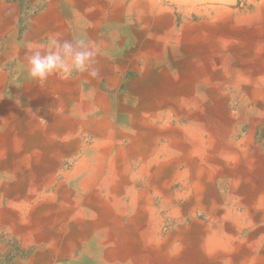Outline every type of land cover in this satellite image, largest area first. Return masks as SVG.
<instances>
[{"label": "crops", "instance_id": "crops-1", "mask_svg": "<svg viewBox=\"0 0 264 264\" xmlns=\"http://www.w3.org/2000/svg\"><path fill=\"white\" fill-rule=\"evenodd\" d=\"M263 1L248 2L242 12L230 6L228 11L219 9V3L208 4L211 8L204 11L183 0L143 2L151 17L150 31H118L119 37L124 35L116 43L125 48L133 36L144 40L151 34L120 58L123 68L146 73L128 83V94L112 97L121 78L108 63L113 58L96 47L110 2L83 1L87 19L98 20L84 36L102 59L93 65L98 75L54 73L57 84H50L52 74L42 84L28 73V46L50 49L54 40L73 39L69 22L80 18L62 19L68 3L77 0H48L46 6L33 0L28 15L32 32L23 42H14L12 23L5 29L12 36L3 59L16 54L20 60L19 93L16 101L10 100L22 101L26 141L24 157L0 161V234L50 244L31 260L39 264H171V255L183 252L184 240L170 234L188 223L173 218L172 212H192L197 188L205 192L213 186L224 199L230 197L223 205L243 212L246 184L260 179L258 172L246 171L264 160V123L258 122L264 107L252 103L264 101ZM10 5L17 6L19 19L20 3ZM125 7L117 3L116 19ZM104 76L111 78L107 91L99 88ZM256 87L258 96L252 92ZM171 163L179 165V174L173 175ZM257 197H264V191ZM247 226L242 239L252 229L264 228V221ZM262 234L246 242L260 255ZM76 251L81 259H74Z\"/></svg>", "mask_w": 264, "mask_h": 264}, {"label": "rangeland", "instance_id": "rangeland-1", "mask_svg": "<svg viewBox=\"0 0 264 264\" xmlns=\"http://www.w3.org/2000/svg\"><path fill=\"white\" fill-rule=\"evenodd\" d=\"M33 0H0V64L4 68V70L8 71L9 73V81L8 79L6 82H0V113L1 110L7 106L6 104H10V116L8 115V120L5 121V118L0 115V120L7 122L6 127L4 130H1L3 128L0 127V137L2 140L0 142L4 141L8 142V138L10 134V138H14L15 145L7 146L11 150L10 155L2 154L0 156V161L4 162L6 157H16L21 158L24 157V143L26 141V134L23 130L24 121L21 118L22 117V110L19 109V105L22 101L18 100V104H16L14 101H16V95L19 93V58L16 56V54H11V58L9 59H3L4 53L7 52L9 48V42L11 40L12 33L9 31H6L7 27L12 23V29L14 32V42L17 44H20L25 39V36L32 32V28L30 27V23L28 22V15L30 14L31 10L34 8L32 6ZM43 3L45 2V6L47 5L48 0H40ZM84 0H77V2H70L68 3V11L64 14L62 19H66L69 21L66 17H69L71 19L73 18H80L76 23L69 22V31L68 34L72 35V38H75L77 40L83 39L85 36L86 31H90L91 28L94 27L96 24L95 20L93 22H90L89 19H87L84 10H83V3ZM109 1V5L106 9V11L103 14L104 21L101 22L100 25V40L96 42V47H100L102 54H108L113 58V61L108 62L111 64L115 69V75H117L119 78H121V82L118 89H112L111 96L115 97L118 92H125L128 94L130 92V88L128 86V83H131L133 80L141 78L146 72H138L135 71L133 67H122V62L120 61V58H123V53H126L128 50H135L137 47L142 45V42L145 40H148L150 38L149 34L145 37L144 40L141 39H135L133 36L132 39H129L128 44L125 48H122L123 45H119L116 43L118 39L120 40L122 38L119 37L117 32H133L136 31L137 33H143V32H149L150 27V13L146 9L145 4L143 2L147 0H105ZM187 4H196L198 7H200L202 10H207V8H211L208 4L211 3H219V9H224L225 11L229 10V6L233 8L236 12H242L243 10L248 8V2L249 4L254 2L255 0H183ZM20 3V15L19 19L17 17V6H12L11 8L10 4ZM118 2H123L125 4V10L122 12V17L118 19L115 18L116 15L120 14V11H115V7L117 6ZM3 3V4H2ZM10 3V4H8ZM7 5V6H6ZM93 4L92 6H94ZM221 5V6H220ZM143 6L141 9L140 7ZM170 6H175V4H171ZM254 6V5H252ZM42 11V7L40 8ZM40 12V11H39ZM132 15V16H131ZM178 15V25L180 26L182 24V20ZM19 20L18 28L14 27V25L17 24V19ZM192 20L194 22H198L200 20L197 16H192ZM7 19V20H6ZM152 37V36H151ZM130 38V36H129ZM45 39L48 41V36L45 37ZM85 41V40H84ZM87 43V41H85ZM109 49L112 51L109 52ZM126 49V50H125ZM125 50V51H124ZM118 57V58H117ZM102 61V59L97 55L95 58V63L98 64ZM146 66V64H144ZM1 67V68H2ZM81 72H71V76H77ZM60 77L62 75L60 74ZM113 77V75H111ZM110 76H104L103 79L100 82L99 88L103 91H107L108 84H109ZM59 78H56L54 73L52 74V82L50 84H57ZM60 81V80H59ZM45 82L43 81L42 84ZM18 85V89H16ZM90 85V84H89ZM87 94V93H86ZM9 95V96H8ZM10 98H12L14 101H11ZM24 103V102H23ZM24 104H27L25 102ZM16 105V106H15ZM238 105V104H237ZM262 105H264V102H259V105H257L255 108H260ZM26 106V105H25ZM238 107H242L237 106ZM264 120V118H262ZM7 129L9 131L7 132ZM22 133V134H21ZM261 139L264 138V131L260 134ZM16 138V139H15ZM25 138V139H24ZM8 140V141H7ZM7 149V148H6ZM6 151V150H4ZM5 165V164H4ZM3 168H7V165L2 166ZM0 215H2L0 210ZM50 244L47 242H39L35 241V238L31 239V241H27L25 237L23 236H15L10 235V233L6 231H2L0 234V264H39L38 262H31L33 260V257H36L39 252H42L44 250H47L49 248ZM82 257V256H81ZM80 252L76 251L74 254V259H81Z\"/></svg>", "mask_w": 264, "mask_h": 264}, {"label": "bare ground", "instance_id": "bare-ground-1", "mask_svg": "<svg viewBox=\"0 0 264 264\" xmlns=\"http://www.w3.org/2000/svg\"><path fill=\"white\" fill-rule=\"evenodd\" d=\"M262 9H264V1L262 2ZM246 33H248V32H246ZM242 34L243 33H241L240 35H242ZM243 38H245V37H243ZM203 49H204V46H203ZM201 53H202V51H201ZM150 62H152V61H150ZM257 67H259V66H257ZM7 76H8L7 73L0 67V82H6V80L8 79ZM190 83H192V82H190ZM170 88H173V87H170ZM168 91H169V89H168ZM252 92L254 93V96H258L260 90L256 87V88L252 89ZM252 103H253L254 107H256L257 105H259V101H255L254 100ZM6 105L7 106H5L1 110L0 115L5 118V121H9L8 120V115L10 116L11 108H10V104H6ZM208 107H210V106H208ZM263 107L264 106L262 105V108ZM130 110H132V109H130ZM253 110H254V108H253ZM137 111H138V108H137ZM135 112L136 111H133L134 114H135ZM187 121H189V120H187ZM197 122H199V121H197ZM253 122H254V120H253ZM258 122H261V123L263 122L264 123V120L262 119V120H259ZM6 123L7 122H4V121L0 120V127L3 128L1 130H4L5 129ZM254 124H257V123H254ZM259 129H261V128L259 127L257 130H259ZM8 131H9V129H7V132ZM8 135H9V138H8L9 141L7 140L8 142L3 143L5 140L2 141V142H0V156L2 154H5V151L4 150H6L7 146L15 145L14 138H10V134H8ZM240 136H241V132H240ZM177 137H178V135H177ZM0 140H2L1 137H0ZM79 141L80 140H78L76 142V145H77L76 151L79 150V146H78ZM179 142L182 143L181 140ZM151 143L153 144V142H151ZM207 161L209 163V160H207ZM171 164H172L171 167H172L173 175L179 174L180 173V171H179V165H176L175 163H171ZM222 165H223L224 168L228 169L229 171L232 170L231 168L228 167V162H223ZM253 166H254L253 169L247 170L246 172L247 173L248 172H251V174L258 172V174H260L258 178H260V179H259V181H257L258 184H257V182H255V184H252V182L249 185L246 184V187L245 188H247V191H248V192L246 191V196L248 198H243L242 199V200H245L246 199L245 201H243V203H245V207H244L245 210L243 212L242 211H239V210L234 211L233 209H230L227 206L223 205L224 204L223 202L226 201L227 199L229 200L230 197H226V199H224V196L220 195L219 192H217L215 190V188L213 186H211V185H210L211 187L209 189L207 188L208 190L205 191V192L204 191H201L202 188L200 190H199V188L196 189V195L193 198H191L192 199V202H193V205H194L192 207V212H189V211H186V210H183L182 212H177V211H173L172 212V215L171 216L173 218H177V219H181V220H187L188 223L185 224L184 226L181 225V227H179V229L176 230L175 234H173V233L170 234L171 236H173L172 239H175L176 240L177 238L180 237V238H182V240H184V250H183V252L181 254H178V255H171V257L169 259V260H171L170 261L171 264H264V254H262V255L257 254V252L254 251V249L256 248V246L253 245V244H252V246H249L248 245V243L252 242L254 239H258L259 236H261V237L263 236L262 233L264 231V228L258 226V227H256V229H252L249 232L248 237L245 238L246 240L245 239H242V237H243L242 233L245 231L244 230L245 226L248 225L247 228H250L251 225H257L259 222L264 221V197H257V199H256V196L262 190L264 191V179H263L262 182L260 181L261 180V174L262 173H263V176H264V160L263 161H260V163L254 164ZM105 168H106V166H105ZM83 171H85V169ZM235 176H237V174H235ZM201 179H203V178H201ZM197 181H199V180H197ZM72 182H73V180H72ZM204 184H206V183H204ZM249 224H251V225H249ZM130 227H129V229H130ZM119 228H122V227H118L117 229H119ZM125 230L126 229L124 228V231ZM75 231H77V230L75 229ZM85 231H87V230H85ZM131 233H133V232H131ZM74 234L76 235V233H74ZM110 234H111V232H110ZM122 234H124V233H122ZM127 234L129 235V232ZM90 239H92V238H90ZM73 241H75V240H73ZM246 242H248V243H246Z\"/></svg>", "mask_w": 264, "mask_h": 264}, {"label": "clouds", "instance_id": "clouds-1", "mask_svg": "<svg viewBox=\"0 0 264 264\" xmlns=\"http://www.w3.org/2000/svg\"><path fill=\"white\" fill-rule=\"evenodd\" d=\"M98 49L83 39L54 40L50 49L28 46L26 60L28 73L34 80L43 81L53 73L88 72L96 77L99 70L93 67Z\"/></svg>", "mask_w": 264, "mask_h": 264}]
</instances>
